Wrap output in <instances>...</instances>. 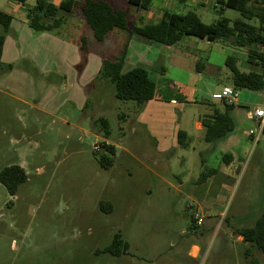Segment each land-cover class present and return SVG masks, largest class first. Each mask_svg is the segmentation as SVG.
Here are the masks:
<instances>
[{"label": "rangeland", "instance_id": "rangeland-1", "mask_svg": "<svg viewBox=\"0 0 264 264\" xmlns=\"http://www.w3.org/2000/svg\"><path fill=\"white\" fill-rule=\"evenodd\" d=\"M108 1L126 12L134 7L128 0ZM8 2L0 0V6L7 10ZM36 2L27 0V7ZM175 3L174 12L194 11L206 24L222 16L241 17L230 9L202 13ZM163 5L155 0L152 7ZM77 11L82 17V8ZM64 24L59 34L32 30L33 35H52L74 44ZM86 29L82 35L88 43L77 65L14 55L10 64L0 66V171L19 165L27 175L13 196L0 184V264H264V255L237 234L255 226L264 213V133L258 142L250 140L241 170L232 178L199 184L202 173L224 164L217 154L206 159L200 155L207 146L203 138L194 141L195 151L179 147L159 154L150 130L137 121L138 104L118 100L108 79L98 76L79 94L88 55L94 51L112 59L119 50L111 37L98 43L87 25ZM30 40L24 36L23 42ZM46 43L43 52H48ZM199 46L207 51L206 44ZM204 54L202 63L220 70L204 71L206 86L200 99L219 104L222 101L212 99L215 89L221 92L224 83L233 88L227 58L234 57L242 71L252 70L246 64L247 49L215 41ZM132 68L126 65L125 71ZM147 70L165 92L167 79L157 69ZM239 91L244 128L257 131L246 112L264 107V95ZM204 104L193 108L197 117L209 109ZM181 118L185 123L188 115ZM104 140L113 143V153ZM195 209L203 218L200 225L192 221ZM117 235L123 241L121 256L101 252Z\"/></svg>", "mask_w": 264, "mask_h": 264}, {"label": "crops", "instance_id": "crops-1", "mask_svg": "<svg viewBox=\"0 0 264 264\" xmlns=\"http://www.w3.org/2000/svg\"><path fill=\"white\" fill-rule=\"evenodd\" d=\"M50 1L55 6H59L65 0ZM75 1L76 4L72 11L65 14L64 24L68 27L71 37L70 41H73L74 44H70L66 40L57 39L52 35H41L35 37L32 29L28 25L27 10L25 7L11 0H9L6 5L7 10H4V8L0 6V10L12 15L13 17L11 29L7 34L3 47L1 64H10L16 58H14V55H25L28 57L34 56L35 59L39 58V60L42 59L44 61L55 60V58L61 62L68 60L70 63H73V65H77L82 57L81 38H86V36L82 35V32L87 30V24L85 25L86 22L82 12V17H80L77 11L80 7L83 11L86 0ZM106 1L111 4L108 0ZM112 1L114 2L116 0ZM162 1L164 2L163 6L152 7V4L147 10H143L136 6L129 8L128 12L125 11L127 19L129 21L131 17L134 18L133 21L130 20L129 25L143 27L147 25L143 22L145 19L150 21L148 24L159 22L164 12L175 11L176 1L179 4L198 9L202 13H206L211 9L216 10L221 7V0ZM111 6L113 7L112 4ZM24 36H29L32 39L27 45L23 42ZM109 37H111L112 41L118 42L119 50H117V56L111 59L105 57L100 58V55H97L94 51L93 54H95L96 57H94L95 55L93 56V54H89L87 58V66L82 70V73L79 76L81 82L77 87L78 92L80 91L79 94H82L84 86H86L89 82H93L99 76L103 60H113L120 56L123 50L126 49L125 67L126 65H131L134 68L142 66L146 69L149 68L153 70L158 67L157 70H159V72L161 71L160 68H163L164 72L161 75L167 79L166 91L163 92L157 87L156 98L148 102L143 109H139L137 112V121L140 125L145 126L150 130L151 135L156 142V151L159 154H166L182 147L179 145L178 140V134L180 131L186 133L187 135L186 142L189 145L184 148L195 151L196 148L193 146L194 141L198 138H203L205 141L203 119L213 114L215 109H224V102L219 103L218 101L219 104L210 105L209 101L205 100L204 102V100L200 99L203 89L206 86V81L203 79L204 71L213 73L220 70V68H216L217 70H215L214 67L210 65L206 66L204 64L199 69L201 58L205 56L204 53H208V49H210L212 42L200 39L201 41L199 43L194 41V39H191V37H186L176 47H169L150 43L139 36L130 35L127 31L121 30H114L110 32L106 39ZM43 41L48 42V44L46 43L45 48L46 46H49L48 52L45 51V58H41V56L45 53L43 52ZM32 43L34 45L36 44L37 47L31 48ZM199 44H206L207 51L204 52V49H202ZM130 51L132 52L131 55L129 54ZM206 57V59H208V56ZM172 70L173 74L171 76ZM62 74L66 75V72L63 71ZM182 77H185V80H183ZM226 87L227 83H224L222 89H225ZM216 89L214 93H218ZM202 103H205L204 105L209 104L207 105L209 109L203 117H201V115L197 117L193 108H195V106L202 105ZM240 105L241 103L239 101L231 112V116L235 124L234 130L224 138H221L214 143H207L205 141L207 146L200 151V155L204 159L211 158L215 154H217V157L220 158H223L225 155H230L231 158H229V164L224 162L221 169H209L207 171V179L201 181L200 176L197 181L199 184L205 185L209 182H211V184H217L220 180L223 181L232 178L235 172H239L241 170L240 164L250 150L251 138H249V131L244 128V111L240 109ZM251 112L252 111L250 110L246 112V119L247 121L255 122V120L250 118ZM185 115H188V118L187 122L183 123L181 117H184ZM196 133L198 135H196ZM104 141L107 144L114 146L110 141ZM207 192L209 191H206L204 194L205 196L207 195Z\"/></svg>", "mask_w": 264, "mask_h": 264}, {"label": "trees", "instance_id": "trees-1", "mask_svg": "<svg viewBox=\"0 0 264 264\" xmlns=\"http://www.w3.org/2000/svg\"><path fill=\"white\" fill-rule=\"evenodd\" d=\"M25 7L29 27L35 33L49 32L58 34L57 30L65 21V14L70 13L76 4L75 0H65L59 6H55L50 0H37L33 8L27 7V0H11ZM129 4L147 10L154 0H128ZM221 13L225 10H234L240 13V18L231 20L222 16L216 23L206 24L195 12L180 14L177 12H164L161 20L143 27L130 26L127 14L123 10L115 9L106 0H86L83 7V17L86 24L93 32L98 43L104 42L107 35L114 30L127 31L130 35L139 36L150 43L169 47H176L184 38L194 37L210 42L230 41L239 49H247L246 64L252 67L248 72L242 71L237 66L234 57H228L226 66L231 71V83L237 90H249L254 92L264 91V0H221ZM12 15L0 10V24L4 33L0 35V66L1 56L7 34L11 29ZM87 40L81 38V52L86 49ZM126 49L120 56L113 60H103L99 71V77L108 79L115 87V96L121 101H134L139 109L157 96V85L151 79L150 72L145 67L138 66L125 71ZM203 66L199 63V69ZM160 68V67H159ZM158 69V67H156ZM161 69L163 74L164 69ZM224 109H215L214 113L203 119L205 128V141L214 143L231 133L235 124L231 112L235 104L224 102ZM104 123V119H101ZM186 133L178 134L179 145L187 147ZM106 149L113 153L115 147L105 145ZM230 155H225L223 161L229 164ZM102 165L105 160H101ZM108 165V164H107ZM207 172L201 174V181L206 180ZM27 180L25 170L19 165H13L0 171V184L5 186L10 195H15L19 186ZM195 224L194 220L192 219ZM243 241L255 247L264 255V213L257 220L255 226L242 228L237 231ZM123 243L117 235L113 242L103 251L113 256H121L123 251L120 245ZM124 253L128 250L124 245ZM250 256V252L246 253ZM257 264L256 261H253Z\"/></svg>", "mask_w": 264, "mask_h": 264}, {"label": "built area", "instance_id": "built-area-1", "mask_svg": "<svg viewBox=\"0 0 264 264\" xmlns=\"http://www.w3.org/2000/svg\"><path fill=\"white\" fill-rule=\"evenodd\" d=\"M264 95V91L261 92ZM240 98V91L235 88H225L221 92L214 93L212 95V99L214 101H222L227 102L229 104H238ZM250 118L255 120L257 124V131L251 129L249 131V137L252 141L258 142L260 140V136L264 133V107H258L250 113ZM193 209V206H190ZM192 219L194 220L196 225H200L203 223V218L200 214L199 209H195L192 215Z\"/></svg>", "mask_w": 264, "mask_h": 264}]
</instances>
